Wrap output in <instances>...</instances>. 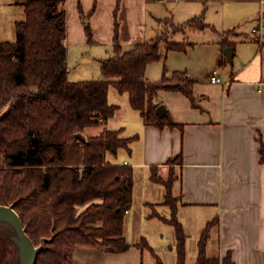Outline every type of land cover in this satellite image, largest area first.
<instances>
[{
    "label": "crops",
    "instance_id": "1",
    "mask_svg": "<svg viewBox=\"0 0 264 264\" xmlns=\"http://www.w3.org/2000/svg\"><path fill=\"white\" fill-rule=\"evenodd\" d=\"M152 1L63 0L65 45L113 44L116 28L121 47L144 41L146 6ZM177 1L190 8L185 22L200 18L208 25L190 30L217 32L201 41L199 50V59L211 62L210 70L202 75L183 70L194 81L197 107L180 91L160 90L155 100L177 125L159 128L144 123L126 93L123 119L113 129L121 128L123 137L137 135L127 156L118 161L133 168L132 205L124 222L130 245L120 252L77 246L69 264H154V255L164 264H177L173 226L151 215L156 211L169 217L163 204L165 186L152 173L164 180L171 171L176 175L172 193L178 197L177 217L186 233V263L195 262L197 240L213 220L205 247L208 257L229 254L234 264H264V160L259 151L260 142L264 144V0H213L211 6L212 0ZM224 42L232 46L231 60L223 53L228 46ZM191 43L185 53L198 42ZM214 74L219 82L211 81ZM108 101L115 104L109 95ZM120 110L117 106L110 119ZM142 239L149 248L137 245Z\"/></svg>",
    "mask_w": 264,
    "mask_h": 264
},
{
    "label": "trees",
    "instance_id": "2",
    "mask_svg": "<svg viewBox=\"0 0 264 264\" xmlns=\"http://www.w3.org/2000/svg\"><path fill=\"white\" fill-rule=\"evenodd\" d=\"M13 4L23 7L24 17L14 21L15 40H0V204H12L35 246L44 240L35 264H69L77 246L124 251L130 245L124 222L132 205L133 168L106 160L105 153L128 150L137 135L123 137L121 128L92 135L84 130L114 115L117 105L108 101L110 86L127 93L145 124L177 125L167 112L157 115L155 98L160 90L180 91L197 107L193 79L183 70L168 74L164 66L160 79L150 81L146 67L161 58V43L167 51H185L192 43L169 41L166 28L123 51L116 28L114 54L100 64L104 79L72 81L67 75L63 0H13ZM165 24L173 30L208 26L200 18L185 24L168 19ZM85 32L91 41L88 23ZM77 132L84 141L74 137ZM259 151L263 161L262 142ZM152 179L164 184L163 204L170 214L151 215L173 226L177 264H187L186 233L177 217L178 197L172 193L176 175L171 171L163 180L152 173ZM213 223L207 222L197 240L193 264H234L229 254L220 259L207 256ZM137 245L149 248L145 239ZM154 259V264H164L157 255Z\"/></svg>",
    "mask_w": 264,
    "mask_h": 264
},
{
    "label": "rangeland",
    "instance_id": "3",
    "mask_svg": "<svg viewBox=\"0 0 264 264\" xmlns=\"http://www.w3.org/2000/svg\"><path fill=\"white\" fill-rule=\"evenodd\" d=\"M213 0L209 3L211 6ZM177 0H153L148 2L146 9V27L144 30V40L154 37L157 32L166 28L169 31L168 40L172 42H191L197 41L194 49L188 48L187 52L178 50L165 49V44H160V51L162 56L159 60L151 62L147 70V78L150 81H157L160 79L163 67L165 66L168 74L174 70H185L186 68L198 72L200 75L207 73L210 70L211 62L206 59L201 61L200 46L201 41L204 39H212L217 35V32L211 29L205 30H190L188 25H184L180 29H171L170 25L165 24V17L173 15V22H180L185 24L187 17L186 13L190 8L187 4H183ZM184 7V9H183ZM192 9V8H191ZM24 17L23 7L14 5L13 0H0V40H15L16 33L14 30V21ZM192 17V16H191ZM160 18V19H159ZM182 22V23H181ZM178 24V23H177ZM67 46V67L68 79L72 81L77 80H98L104 79L100 70L101 60L108 58L114 54L113 44L104 42H93L92 44L85 45H72ZM122 50L127 51L132 48L131 45L122 44ZM206 65H209L205 68ZM212 69V68H211ZM170 71V72H169ZM207 75H204L206 77ZM109 100L115 103L121 109L118 115L112 119H107L104 124L97 126H90L85 128L84 133L88 135L97 134L103 129H113L117 123L122 121V113L126 109L127 95L126 93L120 94L117 90L110 86ZM128 150L119 148L116 154L110 152L105 153V158L110 162L121 161V157L127 156ZM139 213V209H136ZM12 232L11 227L3 220H0V264H15L17 248L15 243L9 238Z\"/></svg>",
    "mask_w": 264,
    "mask_h": 264
},
{
    "label": "water",
    "instance_id": "4",
    "mask_svg": "<svg viewBox=\"0 0 264 264\" xmlns=\"http://www.w3.org/2000/svg\"><path fill=\"white\" fill-rule=\"evenodd\" d=\"M232 51V46L230 45L223 48V53L228 60H231ZM156 113L159 117L165 116V105L162 103L158 104ZM74 137L83 141L85 140V136L80 132L75 133ZM0 220L5 221L12 229V232L8 236L17 248L15 264H35L36 255L43 248L44 240L41 239L37 246L31 242L12 204H0Z\"/></svg>",
    "mask_w": 264,
    "mask_h": 264
},
{
    "label": "built area",
    "instance_id": "5",
    "mask_svg": "<svg viewBox=\"0 0 264 264\" xmlns=\"http://www.w3.org/2000/svg\"><path fill=\"white\" fill-rule=\"evenodd\" d=\"M211 81L212 82H219L220 78L217 75L214 74V75L211 76Z\"/></svg>",
    "mask_w": 264,
    "mask_h": 264
}]
</instances>
